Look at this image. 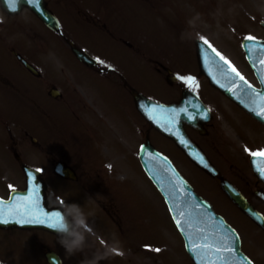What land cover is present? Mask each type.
I'll return each instance as SVG.
<instances>
[{
	"label": "rangeland",
	"instance_id": "374dc122",
	"mask_svg": "<svg viewBox=\"0 0 264 264\" xmlns=\"http://www.w3.org/2000/svg\"><path fill=\"white\" fill-rule=\"evenodd\" d=\"M143 5L150 13L135 10L133 14H130L133 22H125L123 27H121V24L117 26L114 25L111 27L112 30H109L111 32L114 31L113 33L116 37L123 36L124 39L126 38L131 42H134V39L137 36L140 38L145 37L146 40L149 41L150 45L157 49L155 51V55L162 58L164 61H171L170 57L168 55L163 56V53L166 54V52H172L184 64H187L188 62L186 57L195 53L194 39L201 38L203 40H207L218 52H221L229 58L231 62H233L240 69V71L247 76V78L254 80L249 69L245 65L246 63L243 62L244 59L240 43L242 39L247 36H261L263 34L260 22L261 20H264V0H247L246 4L242 0H143ZM54 9L61 16L65 25L67 23L73 24L75 20L72 16L76 19L83 20L76 12L72 13V16L69 18L68 14L63 9L56 6H54ZM89 10L94 14L98 12L93 5L89 7ZM192 10L195 12V18L189 21L187 18L193 14ZM153 15H155L158 20H156ZM117 21L120 22V19H117ZM5 26L10 29L5 27L6 35L3 30L1 31L0 29L1 101L5 102V100H14L17 98V100L24 99L28 104L33 103L34 100L43 103L35 105L33 109L22 104L20 106L21 116L17 115L20 118H18L16 122L14 121V118L11 119L6 117V120L9 121L12 128V122L16 124L15 132H17V137L15 138H21L19 141H16L19 146L18 148L23 150L32 149L30 142L24 137V131L26 130L31 136H38V139H40L39 142L44 148L59 150L60 152L58 158H64L61 156V153L64 152L66 155L65 158L67 159L73 154V151L69 148L67 136L62 128V120L59 121V116L57 119L54 118L57 116L56 109L61 110V107L56 104H47V101L42 98L41 93L37 92L34 94L30 91L29 85L25 84L23 80L17 76L12 77L9 72L10 70L12 73H17L16 64L9 61L10 59H13L16 62L13 54L14 52L22 53L23 57L29 59L37 66H39L37 62L41 61L39 58L43 56L46 57V60L52 59L59 74H61V71H63L62 69L64 68L63 61L59 58L55 60V53L51 50H47L44 54L36 51V49H39V46H41L43 50H46V46L43 43H50L52 38L48 35V31L42 26V24H40V22L31 14H22L17 17L16 20L7 21ZM1 32H3L4 36L1 35ZM129 33H132L135 38ZM20 39H22L24 45L28 48L27 50L22 46H18V41ZM76 41L83 45L86 44L88 47L84 45L85 49L88 48V50L93 53H100V47L98 44H94L95 42L92 43L89 39H86L84 35L77 34ZM2 43H4L5 50ZM135 45L138 46L136 43ZM112 52L117 54L124 52V50L115 48ZM138 53L141 52L138 51ZM40 64H42V61ZM40 67L44 70L45 74L47 70L45 62L44 65ZM192 68L190 69V67H186L185 70L179 71V73L182 74L190 71L193 72L194 75H199L196 64L195 66L193 65ZM135 72L134 80L136 86L140 84L138 88L142 92L155 98H169V95L166 92L169 91L167 90L169 87L163 79H160L158 74L153 71L143 72L140 69L135 70ZM204 82L205 80L201 78V83L204 84ZM61 84V86L65 88L62 81ZM204 94L205 100H208L207 102L215 112V119L209 127V134L206 139L198 137L197 139L203 146H205L207 151L214 156V159L219 165H224L223 170L230 178L236 179L238 175H242L247 179L248 172L245 169L241 157L247 161V156L250 151L264 147V143H262V140L260 139L261 137L264 138V135L262 136L264 133L256 130L252 132L250 136L251 138H247V133L245 134L244 131L251 130L250 125L246 126L245 129L242 130V126L235 122V120L231 117V114L234 113L227 100L221 96L217 97L213 96L211 93L207 94L206 87ZM68 101L72 102L74 101V98L70 96L68 97ZM71 105L73 108H76V110H79L78 107H75V104ZM93 106L98 109L97 114L94 115V118H97L98 120L95 133L106 132V127L103 122H107L103 119L101 121L100 117L102 113L109 112L116 119L117 107L116 105L111 104L109 100H107L106 104H93ZM8 108L10 112H14L16 115V104H9ZM3 113H1V115ZM243 119L244 118L241 117L239 120L242 121ZM17 124L20 125V127H17ZM75 124L76 120L74 119L73 113H70L67 117V125L74 127ZM136 125L140 127V123H136ZM36 128H38L42 134L40 132L37 133ZM86 130L87 126H82V130L77 133L82 135L86 133ZM239 133H243L245 136L242 138V141H244L242 144H244V146L238 148V153L241 155L238 159L236 155V143H238L237 138ZM258 138L261 142L257 141L253 143L254 139L257 140ZM118 140L119 144L124 146L125 155H130V149L134 152L135 146L133 144L130 145L129 142L123 139L119 134ZM135 140L136 142L140 140L139 135H137V139ZM8 142L9 141H7V143ZM101 145H104L102 148H106L107 150L108 146L105 142L99 141L98 147L100 148ZM102 153L106 154L103 151ZM6 157V152L0 148V159L3 158V161L7 163ZM178 159L181 161L179 157ZM31 161L36 162L37 159H31ZM120 162L115 165H119ZM234 163L238 165V168L229 166ZM79 166L81 168L84 167V182L90 181L98 183H90V187L86 185V188L83 189L90 199L92 197L95 201L97 200L95 198H98L102 202H111L114 206L120 208L124 218H129V214L132 216V224L136 226L133 230H130L129 232L109 230L106 234H104L107 239L115 241L119 247H122L118 248L119 251L123 254L125 251L128 252V254H132V259H134L137 254L138 247L132 251L133 253H131L129 248L124 249L123 247L129 246L130 242H133L134 245L142 243L149 247H156V254L161 258V262L159 264H189V261L185 258L183 243L179 238L178 232L174 227L172 219L161 196L156 191L154 186L148 182L135 158L130 165H120L118 166L120 170L115 171L117 174V180H119L120 184L129 187L130 191L126 192L129 198V210L126 196H123L122 193L123 190H121L119 186L109 183V171L106 173V177H104L103 171L100 169V165L95 164L94 162H81ZM180 170L186 175L181 168ZM1 171L8 173V169L4 167L1 168ZM191 172L195 175V181L193 182L194 187L202 191L200 188L203 187L201 186L199 180H204L206 182L208 180L203 178L196 170L192 169ZM6 181L7 187L5 188L1 185L0 180V195L1 193L4 194L5 191L8 192L10 189L8 184L12 183H8V180ZM53 187L54 188H50L49 190L53 193L55 192V194L57 193L60 197L59 199L62 200L63 196L60 193H65V186L63 184L54 183ZM203 189L206 190L205 188ZM216 195L220 199V196L218 194ZM78 198L80 202H82V197L80 196ZM59 199L54 196L52 200L58 201ZM211 199L210 200L217 206V201L212 196ZM70 201H72V199H70ZM75 203H78L77 200ZM223 204L226 205L224 200L221 205ZM228 208L229 211H233L235 213L230 205H228ZM232 219L237 222L239 221L238 218L233 216ZM27 233L28 232H13L9 234L1 233L0 231V264H33L35 261L36 264H42L40 260L42 259L41 254H39L35 247H32V242L35 244V240L39 242L38 245L41 251L44 252L46 247H50L53 250H59L63 255L64 247L59 242L60 239L54 237L49 238L41 232ZM77 241L78 243L81 241L85 243L88 253L92 252L95 255L97 254L95 246L91 244L89 245L86 238L79 237L75 242ZM109 247L111 249L115 248L113 245H110ZM115 249H117V247ZM157 249L159 251H157ZM121 252V256L117 259L118 261H126L128 264L133 263L132 259L128 258L126 255H124L123 258ZM135 261V264H153L152 262H148L147 257L144 255L137 256Z\"/></svg>",
	"mask_w": 264,
	"mask_h": 264
},
{
	"label": "water",
	"instance_id": "95a60500",
	"mask_svg": "<svg viewBox=\"0 0 264 264\" xmlns=\"http://www.w3.org/2000/svg\"><path fill=\"white\" fill-rule=\"evenodd\" d=\"M0 1L3 8L6 7L10 8L9 4L7 3V0H0ZM20 2L23 5L27 4L28 6H30L39 15L45 17L47 16L41 0H39L38 6L35 5L34 3H29L28 0H20ZM200 53H201L203 69L208 74L211 82L217 85L220 84L224 85L226 94L230 96L234 95L236 99L235 97L233 96L232 97L241 104H244V106L249 111H253L254 109H259V112H261L262 110H264V99H262V97H264V83H263V90L261 91L253 90L252 92L249 93L248 96H245L244 92L241 91L240 88L235 89L234 91L230 90L233 84L229 80L224 82L225 77L221 75L219 69L217 68V64H221L222 62H220L218 58H214L216 61L215 63H212L210 60H206L204 58L205 54L212 56L211 51L206 47H202L200 49ZM252 59L253 60L250 61L256 65L254 66V68L258 72H264V65L259 63L261 59L255 57L254 55H252ZM236 82L237 84L239 83L238 80ZM254 104H259V106L257 105L254 106ZM157 121H158L157 125H160L159 122L161 120H157ZM176 136H177V141H181V139H183V137L180 134H176ZM156 160H158V158H156ZM156 160L155 158L150 156L145 159L144 164L150 176L153 178L157 186L165 195L176 223L177 220H180L182 222V225H178V224L177 225L185 235L188 245L191 246V253L195 254V253L209 252V250L203 247H201L200 249H195L193 247L194 244H197L196 242L197 238L195 237V233L198 231L201 235H204L203 241L199 240L201 241L198 243L200 245L210 244L213 246V248L219 246L221 247L222 250L223 248L233 246V248L235 249L233 253H222V252L217 253L219 255H224V259H219L222 264L225 261L237 262L238 260L236 259L238 258L237 255L240 256V264H248L243 260V258H241L242 255L239 252L238 244L233 239H231V233L217 218L214 217V215L210 210V207L205 205L200 199H198L191 193L190 191L191 189L183 182V180L179 178V176L173 171V169L168 166L165 160L162 159L165 165L167 166L166 169H163L160 166V164L156 163L155 162ZM237 202L239 205L244 207V204L242 203L241 200H237ZM181 212L183 213V215H180ZM35 215L37 214L35 213ZM37 216L40 218V220L44 219L43 215H37ZM18 219L19 217H14L12 218V222L3 225H5L6 227L18 225L23 228L36 227V228H49L55 230L54 228L49 227V222L47 220H45L43 223L39 222V220H34L31 223H17L16 220ZM194 222L196 223L194 224ZM200 222H203L204 224L202 230H199ZM206 232H208V234ZM226 236L229 237V239L225 240Z\"/></svg>",
	"mask_w": 264,
	"mask_h": 264
},
{
	"label": "snow or ice",
	"instance_id": "6c2138e0",
	"mask_svg": "<svg viewBox=\"0 0 264 264\" xmlns=\"http://www.w3.org/2000/svg\"><path fill=\"white\" fill-rule=\"evenodd\" d=\"M19 2V0H7V3L9 4L10 8L15 11L16 10V5ZM29 3H34L35 5H39V0H28ZM247 40H254V37L248 36L246 37ZM204 44L210 49L212 56H209L205 54V59L210 60L212 63H215L214 58H218L221 64H217V68L219 69L220 73L222 76L227 78L233 85L234 87L231 88L230 90H235L236 87H239L241 91L244 92L245 96H248L250 92L253 91L251 84L245 79L243 75L240 74V72L231 64L229 60H227L220 52H218L207 40L203 41ZM250 52H254L255 49H250ZM260 64L264 65V59H261L259 61ZM264 79V76L261 77ZM184 83L186 84H193L194 79L192 77H182L181 78ZM239 81L237 84L236 81ZM264 99V97H262ZM196 107V106H194ZM157 108L156 107H148V112L150 114L156 113ZM180 112H187V109H181L179 110ZM179 113L176 111H173L172 113V121L175 120V117ZM257 115H264V110L261 112L257 113ZM191 118V117H189ZM171 122V121H170ZM181 143H186L183 139H181ZM250 155L253 157H258L261 158L258 161V171L261 173V175H264V150L261 151H255V152H250ZM198 159L200 160L201 163H205L203 157H199ZM205 166H207L205 164ZM32 180L35 182V177H32ZM11 188V186H9ZM36 192L37 189L33 187V189L29 192L27 196H13L11 197V203H6L3 200H0V223H10L12 222V218L14 217H19L18 220H16L17 223H31L34 220H39V222L43 223L45 220L49 222V227L51 228H59L62 227V216L60 215V212H55V213H43V220H40V218L35 215L33 209H36V211H39L38 209V204L35 199L36 197ZM180 215H183L181 212ZM178 225H182V222L180 220H177ZM230 231V230H228ZM233 239L235 238L234 236L232 237ZM229 239V237H225V240ZM193 247L195 249H200L201 247L209 250V251H215L216 253H219L222 251L221 247L217 246L213 248L212 245L210 244H194ZM157 251H159L157 249ZM223 251L228 252V253H233L235 249L233 247H226L223 248ZM219 259H224V257H218ZM211 264H215V261H212Z\"/></svg>",
	"mask_w": 264,
	"mask_h": 264
},
{
	"label": "flooded vegetation",
	"instance_id": "af4514ba",
	"mask_svg": "<svg viewBox=\"0 0 264 264\" xmlns=\"http://www.w3.org/2000/svg\"><path fill=\"white\" fill-rule=\"evenodd\" d=\"M102 27H104V28H106V23H103L102 24ZM123 43H125L126 44V42H123ZM143 57H144V60L146 61V62H148V64L150 63V59H149V57L148 58H146V55H145V53L143 54ZM155 63L158 65L154 70L157 72V73H159V74H161V75H163V76H170L171 77V74H173L175 71H174V69H175V67H176V65H177V61L175 60L172 64H170V65H168V63H163V62H161V61H155ZM99 71L101 72L102 71V73H106L107 72V70L105 69V68H100L99 69ZM105 82L106 83H109V84H111V85H114V83L116 82L114 79H112L111 77L110 78H105ZM74 87V86H73ZM131 89V88H130ZM74 91L76 92V89H74ZM56 102H61L62 104H87V102H85V101H83V100H79V101H72V102H67V101H65L64 103H63V101L61 100V101H56ZM107 102H105V104H106ZM111 103V102H110ZM0 104H1V101H0ZM0 108H1V106H0ZM0 120H1V118H0ZM255 185L257 186V187H259V188H261V189H264V187H263V185L261 184V183H259V182H255ZM249 195V194H248ZM249 197H251L250 195H249ZM252 198V197H251Z\"/></svg>",
	"mask_w": 264,
	"mask_h": 264
},
{
	"label": "clouds",
	"instance_id": "9594fccd",
	"mask_svg": "<svg viewBox=\"0 0 264 264\" xmlns=\"http://www.w3.org/2000/svg\"><path fill=\"white\" fill-rule=\"evenodd\" d=\"M81 223H83V221H80ZM57 231V233L59 234L60 232L64 231L63 228L59 227V228H56L55 229ZM61 243V245L66 249V251L69 253V254H72L73 252V248L77 245L78 241L77 242H73L72 244H68L67 242H65L64 240L60 239L59 241Z\"/></svg>",
	"mask_w": 264,
	"mask_h": 264
}]
</instances>
